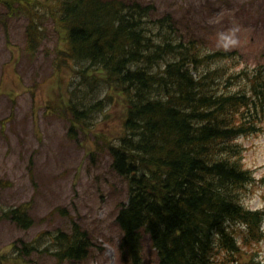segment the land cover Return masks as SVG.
I'll list each match as a JSON object with an SVG mask.
<instances>
[{"label": "trees", "instance_id": "16d2710c", "mask_svg": "<svg viewBox=\"0 0 264 264\" xmlns=\"http://www.w3.org/2000/svg\"><path fill=\"white\" fill-rule=\"evenodd\" d=\"M0 6L27 19L30 52L40 46L47 20L58 27L55 67L80 79L69 81L60 102L71 138L92 129L110 104L108 90L123 98L121 131L103 143L111 170L127 185L114 216L122 259L140 264L143 234L158 264H224L217 251L233 256L239 243L259 240L264 212L241 201L253 176L235 140L257 133L264 121V64L241 66L236 50L210 51L194 37L184 39L170 13L152 16L154 6L136 0H0ZM2 218L21 229L32 225L24 204L4 208ZM235 223L246 229L240 241ZM12 247V261L40 250L58 262L79 261L90 241L71 221L69 231H43Z\"/></svg>", "mask_w": 264, "mask_h": 264}, {"label": "rangeland", "instance_id": "374dc122", "mask_svg": "<svg viewBox=\"0 0 264 264\" xmlns=\"http://www.w3.org/2000/svg\"><path fill=\"white\" fill-rule=\"evenodd\" d=\"M136 1L152 4V16L170 13L184 39L194 37L210 51L236 50L241 66L264 64V0ZM5 13L0 6V179L7 182L0 185V264H129L121 257L120 230L114 223L120 203L126 201L127 185L111 170L103 144L121 131L123 98L108 90L110 104L92 129L71 138L60 102L67 98L69 81L76 84L80 79H72L63 66L55 67L58 27L47 20L40 46L30 52L25 49L27 19ZM105 92L98 90V95ZM258 127L257 133L239 136L235 143L241 148V164L253 176L241 201L264 212V121ZM20 204L32 218L27 229L2 218L4 208ZM71 221L87 232L86 258L58 262L40 250L18 261L10 259L14 243L31 242L43 231H69ZM234 228L240 241L246 229L237 223ZM259 231L258 241L239 243L240 252L233 256L217 251L216 260L264 264V220ZM141 245L140 264H158L146 234Z\"/></svg>", "mask_w": 264, "mask_h": 264}]
</instances>
